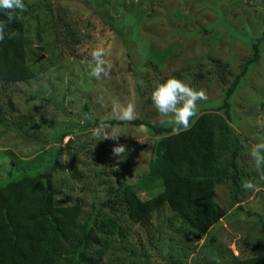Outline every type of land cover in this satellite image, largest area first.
<instances>
[{
    "label": "rangeland",
    "instance_id": "obj_1",
    "mask_svg": "<svg viewBox=\"0 0 264 264\" xmlns=\"http://www.w3.org/2000/svg\"><path fill=\"white\" fill-rule=\"evenodd\" d=\"M23 2L25 10L16 13L25 31L26 62L36 75L0 83V117L15 121L0 124V185L21 173L51 168L62 202L79 198L85 214L96 212L100 245H92L90 254L96 256L100 249L102 264H234L237 258L264 257V168L257 170L250 156L251 147L264 142V39L258 40L264 30V0ZM55 32L62 37L60 45L53 42ZM139 34L153 40L146 49L137 45ZM252 42L259 44L258 60L229 98V123L240 148L238 167L252 173V178L244 177L259 190L241 186L235 195L231 180L215 185L213 199L225 214L203 235L186 238L182 230L187 225L167 206L146 221L132 223L123 208L113 207L120 205V184L133 185L141 198L156 192L139 180L149 169L152 138L129 122H107L105 132L120 136L97 141L93 130L99 124L89 126L87 121L96 116L117 121L111 108L119 100L133 103L139 117L161 124L146 97L153 92L148 89L153 80L171 70H178L190 87L206 92L199 111L214 110L224 86L254 56ZM98 47L112 64L109 76L100 81L89 75L90 53ZM163 48L170 57H159ZM51 51L54 57L49 58ZM150 58L157 74L148 77L142 95L131 94L128 75L144 72L141 62ZM64 131L71 133L63 137ZM55 144L64 148L52 163ZM118 144L128 151L120 158L112 154Z\"/></svg>",
    "mask_w": 264,
    "mask_h": 264
},
{
    "label": "trees",
    "instance_id": "obj_2",
    "mask_svg": "<svg viewBox=\"0 0 264 264\" xmlns=\"http://www.w3.org/2000/svg\"><path fill=\"white\" fill-rule=\"evenodd\" d=\"M14 15L16 18L9 23L7 14L0 11V22L7 25L5 39L0 42L1 84L32 79L36 75L34 67L26 62L23 22L16 12ZM137 21H133L134 27ZM51 25L55 27L53 21ZM9 32L18 35L9 39ZM54 34L53 42L60 45V33ZM261 39H264V30L258 40ZM149 42H153L151 37L143 34L137 36V45L142 48L147 47ZM251 48L254 56L244 62L240 72L228 86H224L221 103L214 110L198 111V115L191 120L189 130L175 134L173 124L155 123L148 117H139L136 111L137 118L129 123L152 138L149 169L139 180L140 184L152 186L156 192L141 198L133 185L120 184L119 196H116L120 207L113 208H123L132 223L146 221L152 213L167 206L187 225V230H182L186 238L203 235L225 214L224 207L213 199L214 186L229 179L235 185L236 195L239 189L242 190V183L247 181L245 177H253L251 172L240 171L238 167L240 148L232 136L229 123L232 120V101L229 98L241 78L258 60L259 44L252 42ZM162 56L170 57V52L163 48L159 54V57ZM51 57H54L53 51L49 55ZM141 64L144 72H132L127 77L131 94L138 96L144 93L148 77L157 74L154 59ZM209 73L206 71V75ZM220 73L214 70V74L222 79ZM160 76L149 82V90L154 91L169 78L181 79L178 70ZM150 99L148 94L146 100ZM19 117L22 118L21 115ZM107 120L96 116L87 123L89 126L101 121L114 126L125 123L112 118ZM10 121L15 122L0 117V124L7 125ZM70 133L64 131L61 136ZM61 148L64 147L52 145V163ZM50 169L24 172L0 185V264H102L100 249L96 256L90 254L92 245H100L96 234V212L90 210L85 214L79 198L70 203L62 202L51 179ZM234 264H264V257L252 255L237 258Z\"/></svg>",
    "mask_w": 264,
    "mask_h": 264
},
{
    "label": "clouds",
    "instance_id": "obj_3",
    "mask_svg": "<svg viewBox=\"0 0 264 264\" xmlns=\"http://www.w3.org/2000/svg\"><path fill=\"white\" fill-rule=\"evenodd\" d=\"M19 10H25L23 0H0V11L7 14L8 22L11 23L16 17L14 13ZM7 25L0 22V42L5 39ZM18 35L16 32H9L8 38L12 39ZM89 75L97 81L108 77L112 69V64L105 59L106 51L98 47L91 53ZM206 92L196 90L177 78H169L164 83L159 84L151 94L152 103L160 115V123L173 124V132L179 134L181 131H187L192 127L191 120L198 115V102L207 100ZM112 117L121 122H131L137 118L135 105L131 102L121 104L119 100L112 103ZM107 125L101 121L93 130V136L97 141L105 139H118L119 134L109 135L105 132ZM126 145L118 144L113 147L112 154L118 158L124 156ZM250 156L253 160L254 167L257 170L264 168V142L254 144L250 150ZM264 180V176L260 177ZM242 188L250 191H258V185L252 181L242 183Z\"/></svg>",
    "mask_w": 264,
    "mask_h": 264
}]
</instances>
